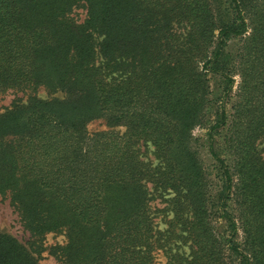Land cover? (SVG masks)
<instances>
[{"label": "trees", "instance_id": "1", "mask_svg": "<svg viewBox=\"0 0 264 264\" xmlns=\"http://www.w3.org/2000/svg\"><path fill=\"white\" fill-rule=\"evenodd\" d=\"M10 90L29 96L0 113V196L35 248L264 264V0H0ZM97 119L110 129L90 132ZM37 249L0 227V264H40Z\"/></svg>", "mask_w": 264, "mask_h": 264}, {"label": "rangeland", "instance_id": "2", "mask_svg": "<svg viewBox=\"0 0 264 264\" xmlns=\"http://www.w3.org/2000/svg\"><path fill=\"white\" fill-rule=\"evenodd\" d=\"M73 15L75 16L76 19L82 22L86 17V10L84 8L76 9ZM238 81L233 91L234 94L238 89V84H239ZM37 95L42 98H47L50 96L48 91L43 87L38 89ZM28 96H29L28 93H24L20 91H12V90L6 93H0V113L5 111L8 107H10L14 102L18 100L19 101L27 100ZM88 129L90 132L93 133L100 130L110 129V127L107 125L104 119H97L89 123ZM115 130H119L123 132L125 130V127L118 126L115 128ZM205 132L206 130L204 128H197L194 131V134L196 137H199L200 139L198 142L199 143L198 146L202 158L204 159L207 165H210L211 163H213V160L209 153L208 147L204 144L206 138ZM260 146L263 147L264 143L260 144ZM155 205L159 208L165 206L161 198L154 201V206ZM159 217L160 218H157V221H161L160 228H165V226L167 225L166 221L168 219V216H164L163 214H160ZM0 227L5 231L9 232L10 234H12L13 236H15L18 240H20L23 244L30 247L31 249H37V247L35 248V246H33V241H34L33 237L31 236L30 232L27 229H25V227L22 225L17 211L10 203V199L2 196H0ZM64 240L65 237L62 234L49 233L45 236L43 240V244L44 246L50 247L56 243H62L64 242ZM36 251H37L36 256L40 264H64L63 262L59 261L53 254H51L47 249L44 248L43 250L37 249ZM166 260L167 259L165 254L162 251H159L156 254L155 264H166Z\"/></svg>", "mask_w": 264, "mask_h": 264}]
</instances>
